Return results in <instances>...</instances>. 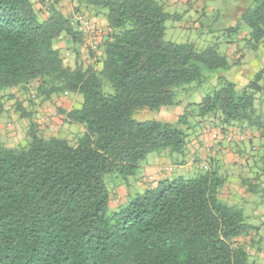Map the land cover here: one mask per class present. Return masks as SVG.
<instances>
[{"label":"trees","instance_id":"obj_1","mask_svg":"<svg viewBox=\"0 0 264 264\" xmlns=\"http://www.w3.org/2000/svg\"><path fill=\"white\" fill-rule=\"evenodd\" d=\"M81 3L109 31L95 65L80 60L84 35L73 17L52 4L42 17L30 0H0V90L25 92L36 83L43 101L77 97L58 113L81 131L70 142L43 137L30 122L22 147L0 142V264H264V231L222 198L228 175L219 164L162 180L112 212L104 181L114 174L127 188L150 154L177 155L180 165L189 138L206 124L264 139V67L238 89L220 73L239 67V59L164 40L165 22L178 15L159 0ZM243 30L252 47L264 41V0H253L227 36ZM61 37L73 46V66L55 47ZM215 73L210 93L175 122L134 120L139 110L174 107L178 89L203 87ZM3 109L0 100V115ZM244 186L257 192L250 179Z\"/></svg>","mask_w":264,"mask_h":264},{"label":"rangeland","instance_id":"obj_2","mask_svg":"<svg viewBox=\"0 0 264 264\" xmlns=\"http://www.w3.org/2000/svg\"><path fill=\"white\" fill-rule=\"evenodd\" d=\"M159 1L163 3L167 13L172 16L178 15V18L172 17L165 22L164 40L175 44L191 43L198 50L217 47L218 52L228 55L230 61L239 59V67L220 73V75L233 82L238 89L245 86L264 67V41L256 48L247 44L244 40L245 36L248 35L247 30L241 31L238 34L239 36L237 34H231L232 36L230 37L227 36V29L235 26L241 14L251 5L253 0H186L187 2L177 0L172 5L169 0ZM79 17L87 23L88 29L84 28L78 21ZM73 19L80 26L84 35V42L79 49L80 60L85 65H95L101 56V42L109 31L106 25L96 23L83 13H76ZM89 35L96 36L95 43ZM68 51L64 50L60 53L65 64L73 66L75 58L73 49H68ZM216 78L217 75L215 73L210 76V83L205 84L203 87H197L195 83H191L178 89L175 96V102L177 103L174 107L162 108L158 111L139 110L134 114L133 118L137 122L146 120L175 122L189 103H198L205 95L210 93L211 85L215 86L216 84ZM35 88L36 83L32 84L30 89L25 92L20 88L0 90V100L4 108L3 113L0 115V142L8 148L22 147L27 138L26 134L30 122L37 125L38 132L43 137L56 136L66 138L70 142L74 141L81 131L77 126L74 128L65 124L56 108L61 105L60 107H64L63 109L66 110L69 105L63 107L62 105L68 102H72V107H74L78 98L73 95H62L54 97L50 101H43L36 96ZM103 91L104 93H110L111 89L106 85ZM18 105L20 106L18 107ZM234 136L232 133L229 137L232 141L227 142L231 146L233 144L234 149H239L242 153L249 156L251 163L249 159L244 157H242L244 162H241L240 157H238L236 164H241L242 168H231V173L234 174V177L241 174L247 177L251 176L248 179L259 176L260 181H258L256 193H250L242 186L236 188L237 195H244L248 199L246 204H236V206L243 210L244 216L247 218L246 222L258 227L259 232H262L261 230L264 228L262 226L264 222V139L253 141L254 138H252V142H250L249 137L251 136H247L248 138L238 143L240 145H236L238 140L233 141ZM256 147L259 149L252 150V148ZM162 156L166 157L165 162L169 161L172 164L170 165L171 170L167 179L171 180L178 177L179 171L174 165V160L178 156L174 155V159L168 158L165 154ZM154 157H156V154H150L147 156L146 161L154 159ZM139 173L140 171L127 181V189L134 195L142 192L138 190L135 184V179ZM185 177H188V175ZM115 178L114 174L104 176V181L110 193L115 187L120 186V184H115L117 182ZM124 187L126 188V186ZM129 202L130 199L113 211L127 206ZM253 237L255 239L258 238V236ZM250 251L255 254L252 248Z\"/></svg>","mask_w":264,"mask_h":264},{"label":"crops","instance_id":"obj_3","mask_svg":"<svg viewBox=\"0 0 264 264\" xmlns=\"http://www.w3.org/2000/svg\"><path fill=\"white\" fill-rule=\"evenodd\" d=\"M30 1L33 3L35 10L40 11L42 17H45L47 8L49 7V5L52 4L65 16L75 17V14L80 12L86 15L88 18L95 21L96 23L106 25L104 18L101 15L96 16L95 12L87 10L85 6L81 3L82 0H30ZM176 1L177 0H169V3L172 5ZM183 1L187 2L186 0ZM56 42H57L56 48L59 49L60 52H63L64 50H66L67 52L68 49L70 50L73 49V46L70 44L69 40L65 37H61ZM67 105H69L68 108L66 110L63 109L64 108L63 106H67ZM60 106L61 105H58V107L56 108L57 112L58 109L69 111L72 108V102L71 103L68 102L67 104L63 103L62 105L63 108H61ZM65 124L75 128V125H70L68 123ZM203 127H206L208 131L205 130V128ZM203 127L200 130H197L189 138V143L187 145L183 163H181L180 165H177V163L174 164L175 167L178 168L179 171L178 175L179 176L190 175L191 173L194 172L195 168L201 167L204 164H208L209 161L217 163L222 168L223 167L225 168L228 175L227 183L221 192L222 198L227 202H229L230 204H234V205L246 204V200H248L247 197H244V195L241 196L237 195L236 188L238 186L239 187L242 186L243 188L246 189V186H244V181L249 180L248 178H250L251 176L247 177L244 174H241V175H236L237 177H234V174L231 173L232 170L231 168L234 167L242 168L241 164L239 163L236 164L238 157H240L239 159L241 160V162L242 161L244 162V160H242V157H244L246 159H249L250 163H251V158L245 155L244 153H242L239 149H234L233 148L234 145L232 144L231 146V144L227 142L232 140L228 139L225 136V134L228 131L232 130L233 134L235 135L233 141L234 140L243 141L246 138L240 135L237 129L235 128L228 129V131L225 134H222L219 129L210 128L207 124ZM252 136L254 138L253 141H257L259 139V134L257 133H254ZM258 149H259L258 147L254 149L252 148V150H258ZM165 158L166 157L162 155H156L154 159L151 160L148 159L146 163L142 166L139 175L135 179V184L139 191H145L148 188H153L157 186L160 181L167 179L168 173L171 170L170 165L172 164L169 161L165 162L166 160ZM256 179L257 181H255L253 177L250 180L254 184L259 183L260 182L259 178L256 177ZM110 194L111 196H110L109 207L110 210L112 211L118 208L121 204L126 203L134 195V193H130L127 188L121 185L115 187ZM261 231H264V228ZM259 258L262 259L264 258V256L261 255L259 256Z\"/></svg>","mask_w":264,"mask_h":264},{"label":"built area","instance_id":"obj_4","mask_svg":"<svg viewBox=\"0 0 264 264\" xmlns=\"http://www.w3.org/2000/svg\"><path fill=\"white\" fill-rule=\"evenodd\" d=\"M78 21L83 25L84 28L88 29L89 27H87V23H85L84 21H82V19L79 17L78 18ZM91 37L92 40H94V43H95V40H96V36L95 35H89ZM232 132H227L226 133V137L229 139V137L231 136Z\"/></svg>","mask_w":264,"mask_h":264}]
</instances>
